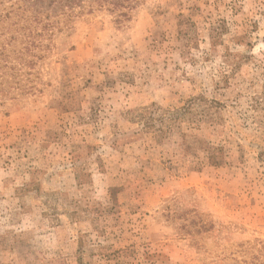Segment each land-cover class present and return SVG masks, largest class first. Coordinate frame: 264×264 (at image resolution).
I'll return each mask as SVG.
<instances>
[{"label":"rangeland","instance_id":"obj_1","mask_svg":"<svg viewBox=\"0 0 264 264\" xmlns=\"http://www.w3.org/2000/svg\"><path fill=\"white\" fill-rule=\"evenodd\" d=\"M44 42L0 59V264H264V0H141Z\"/></svg>","mask_w":264,"mask_h":264},{"label":"trees","instance_id":"obj_2","mask_svg":"<svg viewBox=\"0 0 264 264\" xmlns=\"http://www.w3.org/2000/svg\"><path fill=\"white\" fill-rule=\"evenodd\" d=\"M140 2L141 0H16L5 14V19H19L13 25H18L20 36L12 37L10 43L2 46L0 59L8 67L11 60L5 52L12 47V41L20 39L21 48L16 53L15 60L21 61L20 66H32L35 64L34 60L40 59L41 53L49 48V44L44 41L55 30H63L76 18L96 11H108L127 20ZM13 47L17 49L16 44Z\"/></svg>","mask_w":264,"mask_h":264}]
</instances>
